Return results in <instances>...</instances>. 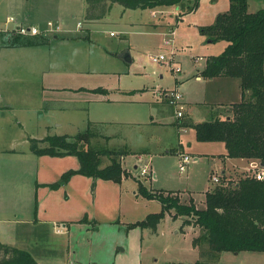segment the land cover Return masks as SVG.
<instances>
[{
    "label": "rangeland",
    "instance_id": "1",
    "mask_svg": "<svg viewBox=\"0 0 264 264\" xmlns=\"http://www.w3.org/2000/svg\"><path fill=\"white\" fill-rule=\"evenodd\" d=\"M83 1L46 0L45 10H50L61 20L68 15L70 22L74 25L77 20L84 22V12L82 15L81 7ZM247 1L249 11L264 7V0ZM221 2L214 5L212 0H198V5L190 12L187 6L192 4V1H183L169 7L172 10L177 8L179 15L182 13V17L178 16L177 19L171 14V10L170 14L165 16V22H172L171 26L175 28L174 53L170 52L171 44L164 43L165 37H168L166 33L168 28L164 25L162 27H155L152 24L133 26L125 21L119 25L112 19L91 25L88 35L82 30L83 24L79 23L78 32L80 31L81 37L78 42L53 40L51 43L53 51L50 50V53L44 54L48 57V62H54L57 68V71L51 75L49 83L57 86H72L80 83L91 86H121L130 90L129 98L148 102L129 106L137 111L140 125L120 126L118 123L107 127L95 125L93 130L107 129L115 132L125 130L128 131L131 145L134 147L149 145L155 151L169 149L154 153L150 158L147 155L139 157L128 155L125 160H122V166L127 167L128 170H125L131 174L127 172L124 176L129 175L128 177L133 179H126L123 182L120 200L118 199L117 204H114L110 196L107 202L110 209L106 214L93 222L71 225L69 256L77 263L169 264L182 262L187 264L201 260L205 264H264V251L223 250L210 254L207 243L194 246L192 238L199 234V227L182 225V216L173 219L169 212H166L155 230L149 227L137 226L133 229L127 227L128 223L144 219L149 212L158 211L161 207L157 199L142 194L135 195L131 192L129 184L137 183V179L143 181L150 190H163L164 193L169 191L172 194H178L182 202H189L192 199L196 206L204 207L205 190L211 189L214 184L211 176L214 173L220 174L224 164H226L225 175L231 180H236L248 173L247 167L251 160H241L239 161L241 164H234L236 159L232 158L223 161L222 156L217 154L222 149L224 150L223 142L197 140L194 128L181 124L185 114L177 116L175 105L169 102L168 97V100L164 101L159 95L160 92L163 94L166 90L177 88L181 93L183 113L188 108L185 99H197L200 96L212 99L218 96L215 89L216 83L207 82L203 77L197 79L195 73L204 67L208 56L220 53L226 44L225 40L208 42L207 35L199 29L201 25L214 21L215 13L223 9ZM152 9L154 8H147L145 15L154 21ZM71 11L75 14L74 16H71ZM120 28L128 29V32L116 31ZM143 30L149 31L146 33ZM110 31L113 33L111 34ZM56 33L59 34L60 31ZM2 34L6 39L10 36L7 30H4ZM48 37L52 38V34ZM121 43L125 44V50L130 51L129 43L133 47L130 48L133 56L131 62L125 61L120 56L124 51L121 50ZM159 53H163L166 60L171 59V61H153L151 56ZM175 66H179L180 70H176ZM75 68L91 69L93 72L86 75L74 74L72 70ZM20 71L22 75H25L22 80L34 79L25 69ZM3 76L7 75L3 74ZM227 78L231 84L230 88L228 84V88L222 91L221 97L223 98L229 95L233 97L235 80H239L236 77ZM227 82L229 83L228 80ZM25 85L30 88L28 83ZM29 96L30 98L26 101L31 106L26 104L17 109L13 108L14 113L10 110L9 115H5L0 121V144L6 145L9 135H17L15 132L19 127L14 125V120L12 121L14 114L16 118L22 119L26 130L36 133H42L40 129H42L43 122L52 124L51 127L58 131L65 130L71 134L87 126L88 113L85 108L79 107L76 112L77 121L72 122V126L55 128L56 118L74 119L71 115L75 112L74 108L60 110V108H54L57 107V103L48 104L46 102L35 105L33 104L34 101L36 103L35 95L29 94ZM14 102L18 105L20 101L15 100ZM99 105V103H94L92 107L97 108ZM150 113L155 119L165 124L146 126L145 122L150 119ZM92 140L95 143L94 139ZM179 141L181 144L178 143ZM205 151L207 153H202ZM180 153H187L190 157L184 170L178 167L181 159ZM107 161V157H103V163ZM145 164L148 166V173L143 175L140 174V168ZM116 218L119 220H115Z\"/></svg>",
    "mask_w": 264,
    "mask_h": 264
},
{
    "label": "crops",
    "instance_id": "2",
    "mask_svg": "<svg viewBox=\"0 0 264 264\" xmlns=\"http://www.w3.org/2000/svg\"><path fill=\"white\" fill-rule=\"evenodd\" d=\"M212 1L214 5L219 1H222L221 3L223 4V9L218 10L215 16L229 7V0ZM45 2L46 0H0L1 29L11 27L13 24L12 22H7V18L10 15L14 16L17 22L24 24L42 26L47 20L51 19L61 25L60 33L52 34V38H50L48 44L42 45L7 46L4 43L6 40L4 38L5 35L1 34L4 30H0V121L10 110L14 113L13 108L17 109L19 106L30 105L26 100L30 98L29 94H34L36 103L34 101L33 104L35 105L46 102L48 104L57 103V107L54 108H60V110L74 108L73 111L75 112H71L74 119H68L67 117L56 118L54 122L55 128L72 126V122L77 121L76 112L79 107L85 108L88 113L86 124L88 121H91V128L95 125L107 127L108 125L117 123L120 126L140 125L137 119V111H134L129 106H135L137 105L136 103H148L147 101L129 98L131 96L128 94L130 90L121 86L100 85L108 90L106 93H103L87 89H77L79 87H96L87 85L86 83L72 86H57L49 83L51 75L57 71V68L54 62H48L49 59L44 54L50 53V50L53 51V44H51L53 40L78 42L79 37H81L79 35L80 31L78 32V22L83 24L81 27L86 35L89 34L91 25L102 20L112 19L119 25H122L125 21L133 26L137 24L144 26L152 24L155 27H162L164 25L168 28L167 30L170 28L175 30L171 26L172 22H165V16L166 14H170V10L175 19L178 16L181 18L182 13L179 15L177 8H174V10L169 8L172 5L155 6L152 9L154 21H151L145 15V11L149 7L125 8L117 2H113L108 6V10L103 18L87 23L86 21L77 20L73 25L68 15L63 17L62 21L59 17L54 16L50 10L46 11ZM86 5L87 3L84 0L81 5L82 15L83 12L85 14ZM114 11L115 13H113ZM70 13L71 16L75 15L72 11ZM116 31L128 32V29L120 28ZM143 31L147 33L149 30ZM110 33L112 34L113 31H110ZM174 37L175 33L173 39ZM88 40L90 41L91 39ZM208 42L212 41L208 40ZM121 46V50L125 51V44L121 43ZM130 48L133 47L129 43L128 49L130 51H128V55L132 61L133 56ZM172 49L174 52V43ZM21 69H25L28 75L34 79L30 81L22 80L25 75L20 73ZM201 70L195 73L196 78L201 79L203 77L207 82L216 83L215 89L218 96L212 99L201 96L197 99H185L188 108L183 113V115L185 114L184 121L197 122L230 116L232 104L241 99L239 80H235L233 97L229 95L227 98H223L221 97L222 91L228 88V84L230 88L231 83L227 78L229 76L204 77L201 74ZM72 71L74 74L85 75L93 72L91 69L78 68ZM3 74L7 76L5 77ZM25 83H28L30 88H27ZM159 95L164 101L168 100L165 93L161 94L160 92ZM15 100L20 101L18 105H15ZM79 103L80 105H78ZM94 103H99L100 105L97 108H93L92 105ZM150 115V119L145 122L146 126L152 127L154 125L165 124V122L155 119L152 113ZM14 116L12 121L14 120V125L19 127L15 132L17 135H9L7 137V144H0V241L27 250L39 264H83L77 263L69 256L71 225L93 222L100 216H103V214H106L110 209L109 204H107L110 196L113 198L114 204H117L118 199L120 200L123 182L126 179L130 180L133 178L128 177L131 175L128 171L129 175L123 176L119 182L96 178L92 191V177L75 173L68 181L60 184L58 187H50L47 183L58 180L65 170L77 168L79 160L77 156L72 154L64 156L34 154L29 148V137L42 138L46 134L71 133L65 130L58 131L51 127L52 124L45 122L42 123V129H40L42 133L29 131L24 128L22 119L16 118L15 114ZM77 127L76 125V130ZM94 131L97 133V136L93 138L95 144L109 148H125L130 151L123 156L122 160H125L128 155H134L135 157L147 155L150 158L154 153L169 150L166 148L155 151L149 145L134 147L131 145L128 131L125 130L115 132L108 131L107 129H97ZM150 137L147 138L149 139ZM115 142L116 144H112ZM178 143L181 144L180 141ZM202 153H207V151ZM224 153L225 147L224 150L222 149V151L217 153L222 156L223 161L229 158L223 156ZM232 159H236L234 164H241L239 161L244 160L243 158ZM134 166L136 167V164ZM123 167L128 170L127 167ZM225 170L226 164L222 167L221 173L225 172ZM155 176V173H153V177ZM129 185L131 192L138 195L137 183ZM115 220L118 221L119 219L116 218Z\"/></svg>",
    "mask_w": 264,
    "mask_h": 264
},
{
    "label": "trees",
    "instance_id": "3",
    "mask_svg": "<svg viewBox=\"0 0 264 264\" xmlns=\"http://www.w3.org/2000/svg\"><path fill=\"white\" fill-rule=\"evenodd\" d=\"M183 1H192L187 6L189 10L198 5V0H86L84 21L103 18L113 2L125 8H144ZM247 7V0H229L228 9L217 13L212 23L199 28L209 41H226L220 53L207 57L201 74L205 77L222 75L238 78L241 99L232 104L230 116L197 122L181 121V124L193 127L197 140L223 142L225 157L264 164V7L255 11H249ZM49 40L48 36L40 34L10 32L4 43L7 46H27L46 44ZM77 89L108 91L100 85ZM91 123L88 121L84 129L74 134L53 133L42 138L29 137V148L34 154H72L79 160L77 168L65 170L58 180L47 185L56 188L73 174L81 173L92 177L93 191L96 178L119 182L127 174L122 166V158L130 151L93 143L92 139L97 133L91 128ZM103 157H107L106 163H103ZM137 193L157 199L161 207L158 211L149 212L144 219L128 223L129 229L139 226L155 230L159 221L169 212L173 219L182 216V225L199 227L200 232L192 238V244L200 246L207 243L210 254L223 250L264 251V179L245 174L231 180L223 171L219 182L205 190L204 207L196 206L192 199L182 202L178 194L169 191L150 190L140 179H137ZM0 264L39 263L27 250L0 241ZM187 264L205 262L196 260Z\"/></svg>",
    "mask_w": 264,
    "mask_h": 264
},
{
    "label": "built area",
    "instance_id": "4",
    "mask_svg": "<svg viewBox=\"0 0 264 264\" xmlns=\"http://www.w3.org/2000/svg\"><path fill=\"white\" fill-rule=\"evenodd\" d=\"M7 22H12L13 24L11 25V27H6L4 29L0 30H7L9 32L12 33H17V34H22V35H36V34H40L43 36H49L50 34H54L56 32L61 31V25L55 21V20H47L45 22L44 25L40 26V25H35V24H24V23H20L16 21V18L12 15L8 16L7 18ZM80 22H78V25ZM168 37H165L164 39V43L165 44H171L170 45V52H173V43H174V39H173V35L175 33V30L173 28H170L167 32ZM151 59L153 61H157V62H162V61H167L166 57L163 53H159L158 55H152ZM170 60H168L167 62H170ZM173 69V67H172ZM176 70H180L179 66H175ZM166 96L169 98V102L171 104H174L176 107V115L177 116H182L183 115V102H182V98H181V93L177 90V88L174 89H169L166 90ZM181 159H180V163H179V169L180 170H184L186 168V164L189 162V155L187 153H180ZM247 171L248 175H251L257 179H264V166L257 162V161H250L249 166L247 167ZM148 173V166L147 164L143 165L140 168V174H147ZM220 174L214 173L212 174L211 178L214 181V183L219 182L220 180Z\"/></svg>",
    "mask_w": 264,
    "mask_h": 264
},
{
    "label": "water",
    "instance_id": "5",
    "mask_svg": "<svg viewBox=\"0 0 264 264\" xmlns=\"http://www.w3.org/2000/svg\"><path fill=\"white\" fill-rule=\"evenodd\" d=\"M128 50H125L124 52H122L121 56L124 60L126 61H131V57L128 55ZM264 166V164H262Z\"/></svg>",
    "mask_w": 264,
    "mask_h": 264
}]
</instances>
